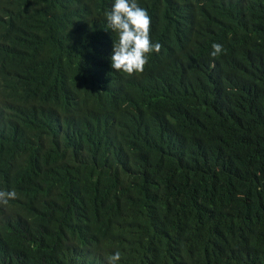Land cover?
Here are the masks:
<instances>
[{
  "label": "trees",
  "instance_id": "1",
  "mask_svg": "<svg viewBox=\"0 0 264 264\" xmlns=\"http://www.w3.org/2000/svg\"><path fill=\"white\" fill-rule=\"evenodd\" d=\"M198 1L137 0L176 57L129 76L114 0H0V264H264V0Z\"/></svg>",
  "mask_w": 264,
  "mask_h": 264
},
{
  "label": "clouds",
  "instance_id": "2",
  "mask_svg": "<svg viewBox=\"0 0 264 264\" xmlns=\"http://www.w3.org/2000/svg\"><path fill=\"white\" fill-rule=\"evenodd\" d=\"M193 6L199 11H209L207 4L193 0ZM107 29L114 35L113 52L110 57L111 67L115 71L123 72L129 76L134 73H142L148 63V57L156 56L159 65L168 63L176 57V54L162 52V45L150 38L151 17L146 9L139 6L137 0H114L110 11L105 12ZM212 57H217L223 52L222 43H213ZM17 198L15 190H0V205H8L10 200ZM6 241V240H5ZM194 246L197 257L205 262L208 256H212L216 263L227 260L232 250L237 246L214 245L205 241L191 242ZM108 264H118L121 260V253L115 252L109 256ZM170 264H189L180 254H176L170 260Z\"/></svg>",
  "mask_w": 264,
  "mask_h": 264
},
{
  "label": "bare ground",
  "instance_id": "3",
  "mask_svg": "<svg viewBox=\"0 0 264 264\" xmlns=\"http://www.w3.org/2000/svg\"><path fill=\"white\" fill-rule=\"evenodd\" d=\"M249 264V263H248Z\"/></svg>",
  "mask_w": 264,
  "mask_h": 264
}]
</instances>
